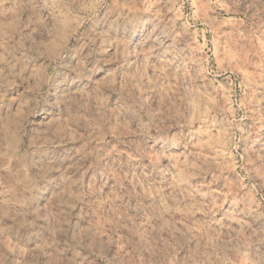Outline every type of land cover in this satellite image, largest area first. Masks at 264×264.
Returning a JSON list of instances; mask_svg holds the SVG:
<instances>
[{"label":"clouds","instance_id":"clouds-1","mask_svg":"<svg viewBox=\"0 0 264 264\" xmlns=\"http://www.w3.org/2000/svg\"><path fill=\"white\" fill-rule=\"evenodd\" d=\"M0 264H264V0H0Z\"/></svg>","mask_w":264,"mask_h":264}]
</instances>
